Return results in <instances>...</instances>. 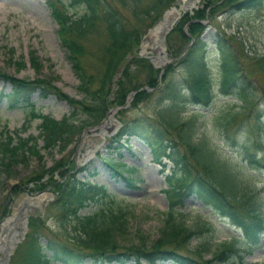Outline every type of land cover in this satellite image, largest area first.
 <instances>
[{"label": "rangeland", "instance_id": "obj_1", "mask_svg": "<svg viewBox=\"0 0 264 264\" xmlns=\"http://www.w3.org/2000/svg\"><path fill=\"white\" fill-rule=\"evenodd\" d=\"M64 1L67 3L68 0ZM110 1L119 4L117 0ZM141 1V4H147V7H151L156 1L150 16L143 18L145 21L142 25H138L132 14L119 4L122 11L129 16L131 29L141 27L133 33L134 43L131 52L119 61L114 74H110L103 55L105 47L109 44L106 24L98 20L93 31L79 39L84 46V54L80 57V61L91 77V88L96 101L94 102L88 99L80 88L79 79L67 59L68 51L60 42L58 25L53 20L51 8L46 0H0V72L20 79L50 82L77 102L76 105L70 104L65 99L51 92L44 93L40 89L32 93L27 100L24 97L12 98L11 84L0 79V139H6V135L10 134L13 137L15 135L16 141V136L27 137L38 134L41 120L37 118L29 120L30 104L36 111L56 119L71 113H74L72 121L85 119L82 127H78L72 141L64 150L54 149L51 152L41 150L40 156L18 158L11 163H7L6 160L1 164L0 233L11 232L17 227L22 230L23 226L25 227L23 238L10 254L6 264H23V259L30 248L28 232L32 220L40 219L38 227L34 226V231L40 236L42 234L43 242H45L44 236H55L58 233L55 218L59 209L55 201L59 195L53 184L54 182L63 184L74 178L79 182L89 181L104 185L108 192L123 197L132 204L129 214L132 242H138L136 234L138 230L147 236L149 245L159 237L163 213L168 209V200L162 190L167 187L165 177L172 172L174 165L167 159H163L165 166L154 163L147 142L156 141L159 136L173 142L176 137L175 131L163 123L155 110L159 104L166 102L163 97L168 91V86L173 84L186 86V81L190 79L185 71L186 58L197 37L201 42L197 44L193 56L197 58L203 54L214 98L209 105L192 102L184 105L180 119L184 121L192 115L196 116L195 137L205 138L211 148H215L219 155L225 157L234 166L238 176L242 178V183L258 196L264 221V169L254 167L245 160L246 151L243 147L248 146L250 152L255 149L258 157H264V1L256 6H244V3H239L242 0H199L197 6L181 9L180 17L173 24L164 42L165 58L172 61L157 65H154L149 58L152 56L149 51L153 48V40L142 43V38L150 34L151 29L163 20V14L167 9L172 6L179 7L182 2L181 0ZM67 9L74 16L84 10L83 5L68 6ZM194 22L199 24L192 27ZM143 25L146 26L145 29ZM218 40L226 46V51L236 64L241 81L239 84L243 86V92L250 101L246 112L237 114L227 126L225 125L226 127L220 124L224 117L239 110L243 103L240 98L237 99L234 95H222L220 91L222 57L217 45ZM34 52L41 64L39 71L30 64L29 56ZM19 62L23 63V66H19ZM113 65L114 63L111 65V71ZM152 74L156 76L155 85L151 83ZM129 81L139 86L138 91H145L144 98L133 105L135 93L127 101L128 95L139 89L137 88L130 91L125 101L119 104L116 101L119 86L126 85ZM141 87L145 88L141 89ZM97 89L104 93L100 98L97 96ZM181 90L183 102L190 93L185 87ZM13 102L15 105H12ZM83 103L85 106H82ZM97 105L106 108L101 112L108 114L104 120L97 115L84 116L81 112L84 111L82 108L92 111ZM111 114L116 119L115 129L106 132L100 146L90 153V160L86 163L81 162L79 156L86 148L85 136L99 131L92 130L106 124V119ZM255 118L261 119L260 125L256 124ZM123 124L131 125V128L117 142L115 138ZM38 144L41 146V141H38ZM176 145L181 150L179 144ZM108 161H121L127 166H134L136 171L132 176L135 178V187L127 186L121 177L115 175L109 168ZM43 194H47L46 201L43 200L41 205L26 212V222L19 218L17 227L13 226L16 224L15 220L12 226L9 225L8 230L2 228L3 220L18 213L20 209L23 211L24 204L29 203V200H37ZM19 205H22L21 208ZM96 208L97 206L92 204L81 212L85 214ZM180 211H183L182 218L190 227L214 223L211 233L198 234L188 243V248L193 250L201 241L210 240L211 252L204 254L206 259L211 258L213 252L220 248L221 242L242 237L237 225L227 217L214 212L212 208L203 205L196 196L186 198ZM239 246L243 247L242 244ZM180 251L185 253L186 248ZM46 252L52 254V251ZM240 254L242 258L233 255L227 261L215 260L212 264H264V236L259 246L253 248L251 252ZM50 264L65 263L51 260ZM82 264H92V262L86 256ZM107 264L121 263L112 261ZM126 264L135 263L131 259ZM158 264L174 263L167 261Z\"/></svg>", "mask_w": 264, "mask_h": 264}, {"label": "trees", "instance_id": "obj_2", "mask_svg": "<svg viewBox=\"0 0 264 264\" xmlns=\"http://www.w3.org/2000/svg\"><path fill=\"white\" fill-rule=\"evenodd\" d=\"M117 1L132 14L138 25L144 23L143 18L150 16V11L156 5V1L151 7H147V4L142 5L141 0ZM263 1L242 0L239 3H244V6H256ZM46 2L51 8L53 20L58 25L57 33L60 42L68 51L67 59L79 79L80 88L88 99L96 102L95 94L91 88V77L80 61V57L84 54V46L79 39L84 38L87 33H91L98 20L104 22L109 44L105 47L103 55L106 64L108 63L110 74H114L119 61L131 52V46L134 43L133 33L137 32L141 26L131 29L129 16L122 11L119 4L110 0H68L67 3L64 0H46ZM77 5H83L84 10L74 16L68 12L67 7ZM197 24L199 23L194 22L192 27ZM143 27L146 28L144 25ZM199 39L197 37L196 43L187 54L185 71L190 79L186 81V86L174 84L168 86V91L163 97L166 102L159 104L155 110L163 123L175 131L176 137L173 142L170 139H163L162 136H159L156 141L147 142L156 164L165 166L163 158H166L174 165L172 172L165 177L167 188L163 192L168 200V209L163 213L164 218L159 229V237L149 245L147 236L138 230L136 232L138 242H132L131 232H129V214L132 204L125 198L108 192L104 185L93 184L89 181L79 182L74 178L63 184L54 182L53 187L55 190L57 189L59 195L55 201L59 209L55 218L58 233L55 236H44L45 242H43L42 234L40 236L34 231V226L38 227L40 219L32 220L28 232L30 248L23 259V264H50L51 260H59L65 264H82L83 258L86 256L93 264H105L108 261L125 264L131 258L135 264H142L141 260L144 261V264H157V261L168 260L176 264H212L215 260L227 261L233 255L242 258L241 252H250L259 245L260 237L264 232V222L258 196L242 183V178L238 176L234 166L225 157L219 155L215 148H211L205 138L195 137V115L184 121L180 119V112L185 108L184 105L191 102L209 105L214 98L205 58L203 54L197 58L193 56L197 44L201 42ZM217 45L222 57L220 91L222 95H234L237 99L240 98L243 103L241 109L239 108V110L230 113L228 117H224L220 123L223 127L227 126V123L229 124V121L234 119L237 114L246 112L250 101L247 94L245 95L243 92V86L239 84L240 78L237 74L236 64L228 54L229 52L226 51V46L222 44L221 40L217 41ZM29 59L32 67L39 71L41 64L35 52L30 54ZM135 60L141 61V59ZM18 65L23 66V63L19 62ZM150 78L152 79L151 83L155 85L156 76L152 74ZM0 79L11 84L12 98L24 97L27 100L32 93L40 89L44 93L51 92L70 104L76 105L77 103L75 99L62 93L50 82L20 79L1 72ZM184 87L189 90L190 94L187 100L182 102L181 89ZM137 88L139 86L133 81H129L126 85L122 84L117 91L116 101L122 104L129 92ZM96 92H98L99 98L104 95L99 89ZM143 95H145L144 90L136 92L133 105L141 101L144 98ZM78 103L82 104V102ZM12 105H15V102ZM30 106L29 120L35 118L41 120L38 127L39 132L36 136H16V141L14 140L15 135L13 137L10 134L6 135V139H0V173L3 161L7 160V163H11L18 158L40 156L41 150L48 152L54 149L64 150L85 120L79 118V120L72 121L74 113L56 119L36 111L33 105L30 104ZM82 106H85L84 103ZM82 109L84 111L81 110V112L84 116L85 114L97 115L103 120L107 116V113L101 114L106 108L103 109L99 105L95 106L92 111L88 108ZM255 122L260 125L261 119L258 118ZM130 128L131 125L123 124L117 133V138L114 136L115 140L119 142L121 136L127 134L126 131ZM38 141H41V146ZM176 143L179 144L181 150L177 148ZM243 147L246 151L245 160L254 167L264 169V157H258L255 149L250 152L248 146L244 145ZM107 164L115 175L125 181L127 186L135 187L132 176L136 171L135 167L127 166L120 161H108ZM193 195L200 199L205 206L212 208L219 215L227 217L233 224H237L241 228L243 238H232L229 241L221 242L220 248L214 251L209 259H206L204 254L211 252L210 240L201 241L193 250L188 248V243L193 237L212 231L211 226L207 224L190 227L182 218L183 213L179 208L183 207L186 198ZM92 204L97 208L82 214V209ZM127 241L129 243L125 244ZM239 244H242L243 247H240ZM185 248V253L180 251ZM46 251H52V254L49 255Z\"/></svg>", "mask_w": 264, "mask_h": 264}, {"label": "bare ground", "instance_id": "obj_3", "mask_svg": "<svg viewBox=\"0 0 264 264\" xmlns=\"http://www.w3.org/2000/svg\"><path fill=\"white\" fill-rule=\"evenodd\" d=\"M199 0H181V4L179 7L174 6L172 9H170V11H168L164 17V20H162L160 22V24L153 30H151L149 37L150 40H157L160 38L161 33L163 31V29L165 28V25L172 20V18L180 13L181 9H184L185 7H195L197 6L196 3ZM183 13V12H182ZM149 42V41H148ZM146 43V42H145ZM161 62V61H160ZM108 115V114H107ZM106 118V117H105ZM116 127V119L115 116L113 114H111L107 119H106V124H102V126H100L99 128L97 127L96 129L92 130L93 132L95 130H99V131H95L93 134H87L85 136V143H86V148L84 150V152H80V160L81 162H87L88 160L91 159L90 157V153L94 152L98 146H100V144L103 141V138L106 134V132L108 130H113ZM47 199V194H43L40 195L39 198H37V200H29V203H27L26 205L24 204V208L23 211L21 210V219H23L26 216V212L34 209V207L41 205L42 201ZM46 201V200H45ZM20 206V205H19ZM22 206V205H21ZM44 206V205H43ZM24 214V215H23ZM16 213L11 215L10 219H12L15 222V218H16ZM23 215V216H22ZM18 221H16V224L13 226L17 227ZM18 229V227H17ZM19 234H17V237L14 238H10V239H6V247H8V249L11 251L12 248L14 250V248L16 247V245L19 243L18 240V236H21V232H18ZM16 239V242H14V240ZM5 242L3 241L2 238H0V250H3V246H4ZM11 247V248H10Z\"/></svg>", "mask_w": 264, "mask_h": 264}, {"label": "water", "instance_id": "obj_4", "mask_svg": "<svg viewBox=\"0 0 264 264\" xmlns=\"http://www.w3.org/2000/svg\"><path fill=\"white\" fill-rule=\"evenodd\" d=\"M174 6H172L171 8H169V9H167L166 11H165V13L163 14L164 16H163V20H164V17H165V15H166V13L168 12V11H170V9H172ZM180 17V13H178V14H176L173 18H172V20H170L166 25H165V28L163 29V31H162V33H161V36H160V38L159 39H157L156 41L154 40L153 41V48L149 51V53L152 55V56H149V58H150V60L153 62V64L154 65H157V64H163V63H170L172 60H170V59H167V58H165V56H166V52H165V45H164V42H165V38H166V35L172 30V28H173V24L175 23V21L177 20V18H179ZM162 21V20H161ZM160 21V22H161ZM160 22L159 23H157L151 30H153V29H155L159 24H160ZM145 41H151L150 40V37H149V34H146V35H144L143 36V38H142V43H144ZM160 54H162V56L160 55ZM161 61V62H160ZM145 87H141V89H144ZM138 90H140V88L139 89H137V90H135V91H132L129 95H128V97H127V101H129L131 98H132V96L138 91ZM100 126H102V125H100ZM99 126V127H100ZM98 127V128H99ZM117 130V129H116ZM115 131V130H114ZM114 131H112V134L114 133ZM20 208H21V206H20ZM20 211H21V209H20ZM20 211L18 212V213H16L17 215H16V218H15V220L17 221L19 218H22L21 217V213H20ZM8 217H10V216H8ZM6 218L5 220H3V222L1 223V226H2V228L4 229V230H8L9 229V225H13V223H14V221L12 220V219H10V218ZM23 220L26 222V218L24 217L23 218ZM25 224V223H24ZM25 229V227L23 226V229L21 230L20 228H18V229H14V230H12L11 232H7V233H0V238H2L3 239V241L5 242V244H4V246H3V250H0V264H6L7 262H8V260H9V257H10V254L12 253V251H13V248H12V250L10 251L9 249H8V247H6V239H10L11 237L12 238H14V237H17V234H19L18 232H21V236H18V240H19V242L21 241V239L23 238V236H24V232H23V230ZM14 242H16V239L14 240ZM11 248V247H10Z\"/></svg>", "mask_w": 264, "mask_h": 264}]
</instances>
